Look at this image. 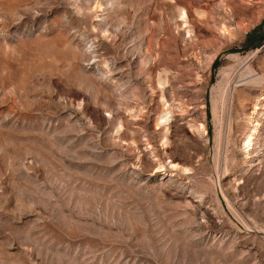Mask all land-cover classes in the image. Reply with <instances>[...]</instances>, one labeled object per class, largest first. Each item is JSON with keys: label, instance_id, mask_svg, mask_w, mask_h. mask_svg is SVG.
Segmentation results:
<instances>
[{"label": "rangeland", "instance_id": "1", "mask_svg": "<svg viewBox=\"0 0 264 264\" xmlns=\"http://www.w3.org/2000/svg\"><path fill=\"white\" fill-rule=\"evenodd\" d=\"M0 264H264V0H0Z\"/></svg>", "mask_w": 264, "mask_h": 264}, {"label": "bare ground", "instance_id": "2", "mask_svg": "<svg viewBox=\"0 0 264 264\" xmlns=\"http://www.w3.org/2000/svg\"><path fill=\"white\" fill-rule=\"evenodd\" d=\"M184 17V16H183ZM202 200V199H201ZM203 201V200H202Z\"/></svg>", "mask_w": 264, "mask_h": 264}]
</instances>
